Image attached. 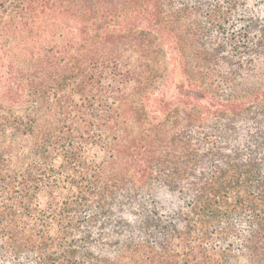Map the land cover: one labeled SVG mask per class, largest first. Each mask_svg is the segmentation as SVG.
Wrapping results in <instances>:
<instances>
[{"label": "trees", "instance_id": "16d2710c", "mask_svg": "<svg viewBox=\"0 0 264 264\" xmlns=\"http://www.w3.org/2000/svg\"><path fill=\"white\" fill-rule=\"evenodd\" d=\"M0 264H264V0H0Z\"/></svg>", "mask_w": 264, "mask_h": 264}]
</instances>
